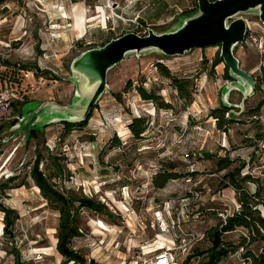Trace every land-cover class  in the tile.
Instances as JSON below:
<instances>
[{
    "label": "rangeland",
    "instance_id": "obj_1",
    "mask_svg": "<svg viewBox=\"0 0 264 264\" xmlns=\"http://www.w3.org/2000/svg\"><path fill=\"white\" fill-rule=\"evenodd\" d=\"M3 4L7 12L0 14V61L49 74L37 84L31 80L28 95L15 100L0 121V185L13 179L1 202L19 216L10 237L3 232L0 212V264H13L14 250L23 264H78L57 253L59 215L29 177L37 151L43 156L39 170L48 176L56 173L49 155L63 158L62 179L51 180L59 191L74 190L108 209V214H78L81 233L71 246L85 260L134 264L152 251L172 250L178 264L189 256V264H204L211 247L206 230L222 219L219 214L231 216L239 210L238 196L224 176L233 171L240 193L257 192L254 202L264 199V25L258 12L235 18L246 21L249 33L233 50L240 69L252 76L254 92L244 83L241 91L229 71L226 78L219 45L181 56L146 50L128 55L107 72L105 93L93 105L86 126L67 131L51 121L56 114L48 107H37L45 102L84 107L85 101L75 102L72 60L126 33L172 32L197 10L196 0ZM159 65L169 77L161 74ZM173 79L189 81L185 98ZM140 89L157 99L143 100ZM223 107L230 109L223 120L231 123L218 129L213 110ZM36 109L40 118L33 116ZM137 118L144 129L138 140L129 130ZM31 129L38 130L36 138H29ZM221 159L231 161L230 167L220 171L216 163ZM167 170L179 176L164 188L155 187L156 175ZM245 176L250 181L243 182ZM256 208L262 216V206ZM222 241L231 251L218 264H249L247 255L264 249V241L243 228L224 233Z\"/></svg>",
    "mask_w": 264,
    "mask_h": 264
},
{
    "label": "water",
    "instance_id": "obj_2",
    "mask_svg": "<svg viewBox=\"0 0 264 264\" xmlns=\"http://www.w3.org/2000/svg\"><path fill=\"white\" fill-rule=\"evenodd\" d=\"M196 2L197 10L186 16L180 26L172 32L156 34L150 30L144 36L126 33L108 41L100 48H92L75 57L69 71L77 84L75 102L85 101L83 108L73 109L71 106H59L54 102L40 103L37 108L48 107L53 114H65L53 115L51 121L54 123H76L85 120L93 105L105 93L107 72L128 55L136 56L151 49L166 57L181 56L191 50L219 45V58L224 68L231 74L230 77L238 80L236 84L241 91H244V83L251 92H254L252 76L240 69L239 61L233 55L234 48L244 41L247 29L242 18H235L241 13L257 11L259 20L264 25V0H196ZM262 58L261 68L264 73V56ZM33 116L40 118L37 109L33 111Z\"/></svg>",
    "mask_w": 264,
    "mask_h": 264
},
{
    "label": "trees",
    "instance_id": "obj_3",
    "mask_svg": "<svg viewBox=\"0 0 264 264\" xmlns=\"http://www.w3.org/2000/svg\"><path fill=\"white\" fill-rule=\"evenodd\" d=\"M193 13V12H192ZM1 62V61H0ZM215 65L220 62L215 61ZM1 64L5 65V67H9L12 69H34L33 67H24L15 64L14 66L8 64L5 61H2ZM160 72L164 76H170L168 70L165 69L162 65H159ZM224 72L226 74V78L228 79V69L225 68ZM47 71L41 73V75L45 76ZM174 88L180 94L181 98L186 97L187 88L189 81L186 79L176 80L173 79ZM140 96L143 100L147 101H155L157 96L153 93H147L140 89ZM118 96V95H116ZM229 107H223L221 110H213V115L217 120V128L222 129L225 126H228L231 123V120H223L224 113H228ZM91 118V113L86 117L85 120L79 121L76 123H68L61 122L62 125L67 129V131H71L76 129V127H84L86 126V122ZM16 120L12 122L14 125ZM142 120L140 118L134 119L132 124L129 125V130L135 139L138 140L140 138V134L144 132V129L141 124ZM2 126L0 129L2 130ZM38 134V130L31 129L29 132V138H36ZM36 158L32 162V166L30 168V179L33 182L34 186H36L40 196L47 201V205L54 210L57 215H59L58 225H57V241H56V251L63 258L64 261H74L78 264H94L91 260H85L84 257L73 250V246L71 243L74 239L80 236L81 230L79 228V212L82 210H86L96 214H108V209L101 204V202L87 198L81 194H77L74 190H68L66 192H61L56 188V185L52 183V179L54 177H58L62 179L63 170L60 165L61 155L60 157H53L49 155V159L51 160V164L56 171L55 175H46L42 170H39V165L43 162V156L37 151L35 153ZM231 162V161H230ZM230 162L227 159H221L216 163L218 169L225 170L230 167ZM225 163V164H223ZM174 167L172 166L171 170ZM179 175L176 173H172L170 170L163 172V174H157L153 183L157 188H164L170 179H175ZM230 182L228 187H232L238 196L237 202L239 204V210L231 214V216H227L226 220L222 222L221 220L216 224V226L211 227L206 230L205 235L209 242H211L210 249L207 253V261L204 264H218V262L222 258H226L228 253H230V246L222 241V235L224 233H231L233 230L237 228H243L248 231L252 238L264 241V214L261 216L260 210H257V206H262L264 210V199L261 201L254 202L257 199L258 193L255 192L253 195H245L244 193H240L241 188L234 180L233 171L224 176ZM243 182L250 181L249 176H245ZM2 181V180H1ZM13 181L12 177H8L5 179V184L0 185V212L3 214L4 228L3 232L10 237H12V228L14 227L16 221H18L19 216L17 213L6 206L1 202V196L6 189H9L7 183H11ZM249 196V197H248ZM251 201L253 202L251 204ZM255 207V209H254ZM12 252V251H11ZM12 254L15 255L13 259V264H23L20 261V255L17 250H14ZM190 259V256L187 257ZM247 261L250 260L249 264H264V249L262 252L258 254H248ZM185 261L183 264H189V260Z\"/></svg>",
    "mask_w": 264,
    "mask_h": 264
},
{
    "label": "built area",
    "instance_id": "obj_4",
    "mask_svg": "<svg viewBox=\"0 0 264 264\" xmlns=\"http://www.w3.org/2000/svg\"><path fill=\"white\" fill-rule=\"evenodd\" d=\"M245 21V20H244ZM246 22V21H245ZM246 24V28L247 23ZM248 28L246 29V36L248 34ZM19 40V39H14ZM3 60H1L2 62ZM0 62V121L2 118L7 116L12 108V104L15 100H20L24 95H28V90L33 87L31 80H34L35 84L39 81H43L41 78L43 70L34 69H12L5 67V65ZM19 65V64H17ZM21 66V65H20ZM221 221L224 222L227 216H223ZM149 255H142L137 257V261L134 264H178L173 258L172 250H160V252L152 251Z\"/></svg>",
    "mask_w": 264,
    "mask_h": 264
},
{
    "label": "flooded vegetation",
    "instance_id": "obj_5",
    "mask_svg": "<svg viewBox=\"0 0 264 264\" xmlns=\"http://www.w3.org/2000/svg\"><path fill=\"white\" fill-rule=\"evenodd\" d=\"M8 1H11V0H0V14H5L7 11H6V9H7V6L5 5V4H3V3H5V2H8Z\"/></svg>",
    "mask_w": 264,
    "mask_h": 264
}]
</instances>
